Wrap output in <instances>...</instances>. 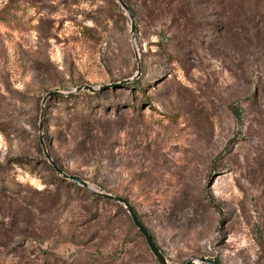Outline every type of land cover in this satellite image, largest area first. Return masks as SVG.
Returning a JSON list of instances; mask_svg holds the SVG:
<instances>
[{
  "label": "rangeland",
  "instance_id": "1",
  "mask_svg": "<svg viewBox=\"0 0 264 264\" xmlns=\"http://www.w3.org/2000/svg\"><path fill=\"white\" fill-rule=\"evenodd\" d=\"M121 1L0 0V264H157L39 124L167 264H264V0Z\"/></svg>",
  "mask_w": 264,
  "mask_h": 264
},
{
  "label": "water",
  "instance_id": "2",
  "mask_svg": "<svg viewBox=\"0 0 264 264\" xmlns=\"http://www.w3.org/2000/svg\"><path fill=\"white\" fill-rule=\"evenodd\" d=\"M115 1L128 15V18L130 20V25H131L130 30L132 32L133 31V19H132L131 14L128 11V8L125 6V4L121 0H115ZM130 82H131L130 80H126V81L119 83L118 86L128 84ZM108 88H109V86L93 88V87L83 85V86H79V87L75 88L73 91L66 93V94L53 92V93L47 94L46 97L54 96V95L71 96V95H76L77 93L83 92V91L88 92L90 94H94L96 92H101L103 90H107ZM38 143H39V146L41 148L42 155H43L44 159L46 160L47 164L52 168V170L57 175H59L61 177V179L74 183L75 185L81 187L82 189L86 190L87 192H89L91 195H93L95 197H98V198L107 200L109 202H113V203L121 205L125 209V212L127 213V215L129 217L132 225L134 226V228L142 236L146 247L148 248V250L151 253V255L153 256V258L156 260L157 264H167L163 255L161 254L159 249L156 247V245L153 243L151 236L149 235L147 230L142 226V224L137 219L133 209L131 208V206L129 205L127 200H125L124 198H121V197L112 196V195H109L106 193L95 191L87 183H85L84 181H82L78 177L68 176V175L64 174L60 169H58L57 166L55 165V163L50 159V157L48 156V154L45 151L43 141H42V137H41V126H40V124L38 126ZM184 264H219V263L212 261V260L205 259L203 257H200V258L191 259V260L185 262Z\"/></svg>",
  "mask_w": 264,
  "mask_h": 264
},
{
  "label": "trees",
  "instance_id": "3",
  "mask_svg": "<svg viewBox=\"0 0 264 264\" xmlns=\"http://www.w3.org/2000/svg\"><path fill=\"white\" fill-rule=\"evenodd\" d=\"M93 95H94V96H97V95H98V93H94ZM74 96H75V95L68 96V99H72V98H74ZM92 196H93V195H92ZM92 198H93V199H100V200H104V199H101V198H98V197H95V196H94V197H92Z\"/></svg>",
  "mask_w": 264,
  "mask_h": 264
}]
</instances>
